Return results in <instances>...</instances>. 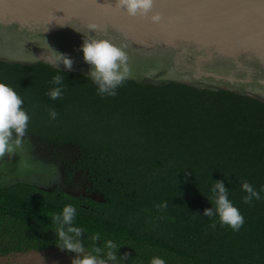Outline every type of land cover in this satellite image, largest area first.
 <instances>
[{"label": "trees", "instance_id": "16d2710c", "mask_svg": "<svg viewBox=\"0 0 264 264\" xmlns=\"http://www.w3.org/2000/svg\"><path fill=\"white\" fill-rule=\"evenodd\" d=\"M55 75L65 83L54 101L46 93ZM0 83L24 100L26 133L60 144L49 155L61 164V186L75 185L78 171L85 187L76 194L21 182L0 188V255L61 251L50 218L72 204L86 251L93 244L88 237L99 234L96 246L109 239L122 245L118 258L128 254L122 264H149L154 256L166 264H264V198L246 204L241 190L243 180L258 191L264 187V100L132 78L115 97L102 98L87 75L43 62L0 60ZM50 108L57 119L49 117ZM217 180L245 218L238 232L219 223L212 229L203 215ZM165 201L163 211L155 207Z\"/></svg>", "mask_w": 264, "mask_h": 264}, {"label": "water", "instance_id": "95a60500", "mask_svg": "<svg viewBox=\"0 0 264 264\" xmlns=\"http://www.w3.org/2000/svg\"><path fill=\"white\" fill-rule=\"evenodd\" d=\"M116 2L0 0V60L68 70L63 63L55 65L53 49L72 59L68 71L87 75L90 66L80 50L86 33L124 47L128 78L174 80L264 100V0H154L146 17L110 10ZM155 13L161 20L154 24ZM59 146L26 133L15 154L0 158V188L17 182L42 189L61 186V164L49 155ZM61 187L84 193L83 185ZM88 195L102 200L94 191Z\"/></svg>", "mask_w": 264, "mask_h": 264}, {"label": "clouds", "instance_id": "9594fccd", "mask_svg": "<svg viewBox=\"0 0 264 264\" xmlns=\"http://www.w3.org/2000/svg\"><path fill=\"white\" fill-rule=\"evenodd\" d=\"M153 5L154 0H117L114 8L110 5L108 8L113 11L123 10L129 17H146L153 9ZM150 20L154 24L159 23L161 15L155 13L151 15ZM88 27L95 31L97 26L90 24ZM80 50L83 52L84 61L90 66L87 77L96 86L97 94L102 98L115 97L117 89L124 85L130 74L128 55L124 47L84 33ZM52 51L56 54L55 65L63 63L66 69L71 70L72 59L66 54L58 53L53 49ZM49 83L55 86L50 88L46 95L54 101L62 98L64 76L55 75ZM23 104L24 100L11 86L0 83V158L5 157L6 154L12 156L22 147L30 121V116L22 107ZM48 115L53 120L58 118V113L54 108L48 109ZM241 190L245 193L242 199L246 204L251 205L253 200L259 201L264 198L261 196L264 187L258 191L247 180L241 182ZM210 193L207 199L212 207L204 209L203 212V215L211 220L209 227L215 229L219 223L221 227H228L238 232L244 225L245 218L230 201L229 189L225 187L223 180L214 181ZM155 207L163 211L168 207V203L165 201ZM76 215V208L72 204H66L62 212L53 214L50 218L51 229L56 237V246L61 251L75 253L71 264H109V262L122 264L128 255L125 253L124 256L118 258L117 253L122 245L109 239L104 242L103 246H96V242L100 240L99 234L88 237L93 244L91 251H86L84 241L81 239L85 232L74 224ZM149 264H166V262L154 256Z\"/></svg>", "mask_w": 264, "mask_h": 264}, {"label": "rangeland", "instance_id": "374dc122", "mask_svg": "<svg viewBox=\"0 0 264 264\" xmlns=\"http://www.w3.org/2000/svg\"><path fill=\"white\" fill-rule=\"evenodd\" d=\"M74 256L63 254L55 247H46L40 250L27 249L1 254L0 264H71V259ZM109 264H117V262H109Z\"/></svg>", "mask_w": 264, "mask_h": 264}, {"label": "flooded vegetation", "instance_id": "af4514ba", "mask_svg": "<svg viewBox=\"0 0 264 264\" xmlns=\"http://www.w3.org/2000/svg\"><path fill=\"white\" fill-rule=\"evenodd\" d=\"M75 175H76V178H74V180H75V184L77 185V186H79V185H81L80 183H81V180H79V177H80V175H78V171H76L75 172ZM82 176V175H81ZM83 185V184H82ZM84 185H83V190H84Z\"/></svg>", "mask_w": 264, "mask_h": 264}]
</instances>
